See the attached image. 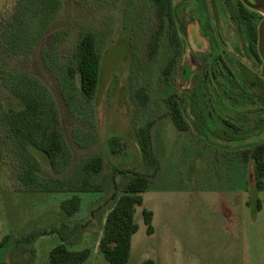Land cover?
Returning a JSON list of instances; mask_svg holds the SVG:
<instances>
[{"label":"rangeland","instance_id":"obj_1","mask_svg":"<svg viewBox=\"0 0 264 264\" xmlns=\"http://www.w3.org/2000/svg\"><path fill=\"white\" fill-rule=\"evenodd\" d=\"M62 1L60 14L36 48L11 64L50 88L72 153L70 170L63 174H55L38 154L41 175L66 176L83 158L100 153L106 183L102 191L80 192L81 209L68 215L61 201L73 193L27 189L0 137V241L9 236L0 247V264H48L50 251L62 242L51 230L62 223L84 225L67 241L70 249H91L83 264H111L100 240L117 200L112 197L114 178L120 195L132 172L154 171L143 160L136 132L149 120H154L151 137L159 168L135 213L139 227L128 264L146 259L156 264H264V186L256 185L253 159L244 158L245 150L264 142V131L255 130L264 117V85L258 75L264 79L263 60L259 48L262 63L246 56L245 39L231 17L237 0H173L181 51L168 82L164 67L176 46L168 21L159 52L151 57L157 25L152 0ZM16 2L0 0V21L11 17ZM251 9L262 15L259 43L264 6ZM61 30L63 62L86 30L96 33L104 50L98 93L91 101L76 95L74 111L43 58L48 36ZM142 87L148 94L145 104L136 98ZM172 93L187 96V131L178 130L169 116L166 99ZM9 100L0 90V103ZM119 169L130 173L115 174ZM144 209L153 212L151 234Z\"/></svg>","mask_w":264,"mask_h":264},{"label":"trees","instance_id":"obj_2","mask_svg":"<svg viewBox=\"0 0 264 264\" xmlns=\"http://www.w3.org/2000/svg\"><path fill=\"white\" fill-rule=\"evenodd\" d=\"M76 1L84 4L87 0ZM152 2L157 18V25L150 40L152 58L159 52L168 21L172 26L171 40L176 48L164 67V81L168 82L177 64V54L181 51L175 23L176 8L173 0H152ZM62 7V0H17L11 17L0 21V90L6 91L11 98L7 104L0 103V137L13 155L17 176L24 186L35 191L72 192L71 197L61 201V208L66 214L74 215L81 209L80 192L104 189L106 183V178L102 174L105 167L104 157L100 153H93L79 161L63 177L42 176V163L38 154L48 161L55 174H63L70 170L72 153L50 88L29 71L11 64L15 59L27 57L36 48L60 14ZM231 8H233L231 17L246 42V56L262 63L258 53L257 31L262 15L249 8L242 0H237ZM63 40L62 30L51 33L44 45L43 58L58 76L67 104L70 110L74 111L73 100L76 95L91 101L98 93L104 50L98 43L96 33L86 30L79 34L74 51L63 62L60 57ZM184 71L186 72L185 68ZM258 75L264 85V79L260 74ZM186 97L172 93L166 99L170 109L169 116L180 131L189 129L183 107ZM136 98L140 103L145 104L148 99L146 89L140 88L136 92ZM153 124L154 120H149L139 126L136 132L143 160L154 171L132 172L133 175L121 187L120 195L117 191L118 183L114 178L115 192L112 197L117 200L107 214L100 240V250L111 264L129 263L132 238L139 227L135 213L137 207L143 205V193L148 190L151 176L159 168V160L152 146ZM255 128L256 131H264V117L260 116L258 126ZM111 141L115 142L116 138H112ZM244 158L253 159L256 185L259 189L263 188L264 142L245 150ZM118 172L128 173L129 170L119 169L115 174ZM144 219L148 233H153V212L144 209ZM83 227L82 224L62 223L61 226L51 230V233H58L61 236L62 242L50 251L48 264H83L89 259L91 255L89 247L74 250L67 245V241ZM8 240L9 236L1 240L0 247L7 244ZM1 264L6 263L1 262ZM27 264L32 263L29 261ZM142 264H156V262L153 259H146Z\"/></svg>","mask_w":264,"mask_h":264},{"label":"water","instance_id":"obj_3","mask_svg":"<svg viewBox=\"0 0 264 264\" xmlns=\"http://www.w3.org/2000/svg\"><path fill=\"white\" fill-rule=\"evenodd\" d=\"M246 5H248L251 8L257 7V6H264V0H254L255 2H258L259 5L253 3L251 0H242ZM259 52L261 55V58L263 60V73L264 76V19L259 25V43H258Z\"/></svg>","mask_w":264,"mask_h":264}]
</instances>
